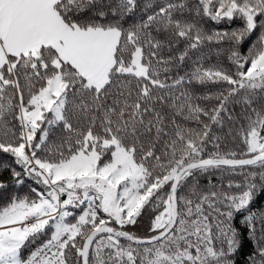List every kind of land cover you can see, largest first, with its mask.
<instances>
[{
	"label": "snow or ice",
	"instance_id": "snow-or-ice-1",
	"mask_svg": "<svg viewBox=\"0 0 264 264\" xmlns=\"http://www.w3.org/2000/svg\"><path fill=\"white\" fill-rule=\"evenodd\" d=\"M139 7L0 0V264H238L240 215L264 264V0H149L125 26Z\"/></svg>",
	"mask_w": 264,
	"mask_h": 264
},
{
	"label": "trees",
	"instance_id": "trees-1",
	"mask_svg": "<svg viewBox=\"0 0 264 264\" xmlns=\"http://www.w3.org/2000/svg\"><path fill=\"white\" fill-rule=\"evenodd\" d=\"M162 2H164V0H151V3L153 5L157 3H162ZM138 3L140 7L137 9V12L133 14V16L126 17L122 21V23H124L125 26L133 22H139L144 16L148 14L147 12L144 11V8L149 3V0H138ZM201 26L206 31H209V32L216 31V30H220V31L229 30L230 31L232 29L242 27V22L240 20H236L232 22L231 24H229L228 22H221L217 24L209 20L207 17H204L201 20ZM256 35H258V32L256 33ZM252 40L254 42L255 35L252 37ZM227 47H228L227 44L223 45V47L220 49L218 53L215 45H206L204 48V52H203V55L209 58L206 66H208L209 64L219 62V63L224 64L227 67L228 62L225 59V53H224V49H226ZM248 47H250V44L246 40L244 45L241 47L242 53L246 54ZM185 68L188 71H191V63L186 65ZM180 74H183V72H181ZM193 91H195L197 95H202L208 91H213V92L218 91V89L216 87H203V86L197 85L193 89ZM201 103H214V101L213 102H203L202 101ZM230 110H234L235 113H239L241 111V107L238 104H234L230 106ZM229 127L230 125L226 122L224 129H215V131L217 132L218 135H221L223 137L227 133ZM238 145H239L238 138L235 141L229 138L225 140L224 144L222 145L221 150L226 151L229 149H235L237 148ZM0 162L11 163L12 161H11V158L7 156V154L0 153ZM0 179L10 181L11 180L10 172L4 171L2 168H0ZM234 179H236L237 181H240L242 178L237 176V177H234ZM206 180H207L206 177H201V184L202 185L205 184ZM30 183L31 181L29 180L25 181V186L23 187L21 194H24L28 191L27 185ZM257 184L259 185V180L257 181ZM250 208L251 210L255 212L264 211V188H261L258 186L257 191L255 193V198L252 204L250 205ZM242 219H243V215H240V216H237L236 220L234 221L235 226L242 234V242H243V247L241 251L234 257V259L238 262V264H248V258L250 254L254 251V242L246 238V235L244 234V225L240 222ZM149 222H150V216H145L140 221V223L134 229H131V230L135 231L137 235H141V236L146 235Z\"/></svg>",
	"mask_w": 264,
	"mask_h": 264
}]
</instances>
